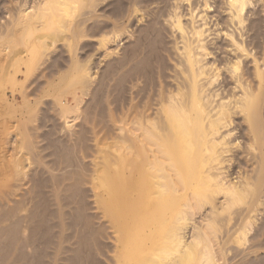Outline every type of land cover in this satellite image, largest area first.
Segmentation results:
<instances>
[{"label": "rangeland", "instance_id": "obj_1", "mask_svg": "<svg viewBox=\"0 0 264 264\" xmlns=\"http://www.w3.org/2000/svg\"><path fill=\"white\" fill-rule=\"evenodd\" d=\"M41 1L0 0V264H264V188L255 196L250 189L242 202L236 199L233 208L217 213L204 200L207 211L187 218L180 213L181 219L171 210L154 213L137 194L125 196L129 115L139 117L154 107L182 74V38L171 19L174 0H93L95 6L92 0H74L76 8L71 2L59 16L26 28L21 5L28 2L23 7L32 5V10ZM203 1L194 0L201 6L193 13L187 1L179 4L183 23H191ZM253 1L244 26L248 36L243 38L252 55L242 57L238 71L257 89L254 59L261 63L264 56V20L259 16L262 0ZM212 18L209 26L223 30L226 15L222 22L218 14ZM214 20L222 24L213 26ZM247 23L257 28L250 30ZM217 53L209 58H219L215 85L224 88L228 83L229 88V60L235 57L225 50ZM235 117L234 138L243 148H235L239 155L234 150L228 164L233 171L249 167L245 170L256 174L254 159L248 156L254 148L245 152L246 144L252 146L245 120ZM137 139L136 158H142ZM243 155L247 164L238 162ZM161 182L157 185L163 188L166 181ZM160 187L164 194L158 190L155 195L162 194L161 203L176 202L168 186L167 191ZM174 231L184 233L180 237L189 242L193 234L203 239L179 245ZM208 249L212 260H205Z\"/></svg>", "mask_w": 264, "mask_h": 264}, {"label": "bare ground", "instance_id": "obj_2", "mask_svg": "<svg viewBox=\"0 0 264 264\" xmlns=\"http://www.w3.org/2000/svg\"><path fill=\"white\" fill-rule=\"evenodd\" d=\"M73 1L74 0H42L40 3H38L37 6L33 4L32 8L34 9V11L33 9L31 10L29 8L32 5L25 6L26 8L23 7L24 4L26 5V3L28 2H23L24 4L20 2V4H22L21 7L24 9H21V12L24 13H22L24 18L22 21L26 22V24L24 23L25 27L28 26V29H32V27L34 28V26L38 22H42L40 20H45L46 18L48 19L52 16L55 18V14L59 16L58 13L61 14L60 12L62 10L64 11L66 9L67 11V8L71 6V2L73 3V5H75L74 8H76V1H74L75 3ZM90 1L91 0H89V2ZM184 1L188 2L190 7L189 10L192 13L193 11H195V9H198L200 5L199 4L197 6V3L194 2V0L172 1V3H175L174 9H172L173 15L171 13L172 25L174 28H176V30L180 32L182 38V45L178 47L181 58L178 69L181 70L182 74H180L181 76L177 83H174L173 86L171 85V88L169 86L167 91L166 88L163 90V92L166 91V93L164 92L163 95H159L160 97L162 96V98H157L158 102H156L154 107L151 106L152 108L145 110V112H143L141 115L139 114V117L130 116L131 114L129 115L127 121V123L130 124L127 129L129 133H127V136H129V139L126 138L128 140L126 144V174H128V182L125 186H123L124 193L127 198L132 199L133 197H136L137 194V196L142 197V204L147 209L152 210L153 212L159 211V214L162 213H160L161 210L175 211L176 215L179 213V219H181L180 213H185L187 218L189 214L197 213L198 211H202L205 208L207 211V207H205L207 205H204V203L206 204L204 200L208 201L207 203H211L209 204L210 208L208 207V209L212 213H217L224 210L226 211L229 208L231 209V204L233 205V202H235L234 200L236 199H238L239 202H242L243 198L242 200L240 198L243 197L246 193L248 194L249 191L251 192L252 190L253 192H251V194L255 196L254 193L261 192L264 188V119L262 117L263 99L261 98L262 95H264V56L261 63L259 62V60H257L258 58L254 59V72L259 79L257 89L246 82L247 79L244 73L240 74L238 71L240 63L243 60L242 57H249L252 55L250 52L252 50H250V48H247V41H244L248 36H246L247 31L245 33L244 30L248 26L246 25L245 28L244 26L247 19V10L252 4L253 0H224V4L222 6H220L219 0H202L203 3L201 4H203L204 7L201 8V11H198L197 16L192 15V20L190 19L191 23L188 25L183 23L182 21L183 10H181V12L179 11L180 5ZM261 2L262 13L258 15L264 20V0H262ZM35 4H37V2H35ZM90 5L95 6L96 4L95 2H93V4ZM212 9L214 10L213 13L216 14L213 16L212 14L206 15ZM137 10L138 12L140 11L138 8ZM217 14L221 22V19L224 18H221L222 14L226 15L227 17L225 18L227 20L224 19L226 22H222L227 24L223 25V30L221 29L220 31L218 30V28L212 29V26H209L211 22L209 18L213 20L212 17L217 16ZM196 17L199 18V21L197 22L195 19ZM56 20L58 19L56 18ZM19 22L21 23V21H18V23ZM214 22L215 20L212 23L213 26L216 24V26L222 24H219V21H216V23ZM256 22L258 23V21ZM254 23L247 24L249 25V28H257L254 26H250V24L254 25ZM21 24H23V22ZM256 25L257 24H255V26ZM224 27L226 28V30L224 29ZM40 28L37 27V29ZM249 28L246 30H249ZM249 32L250 31H248V34ZM112 34H114V32ZM244 37L245 39H243ZM225 38H228L227 44L223 42ZM252 39L254 40L253 35ZM215 40H217L216 44L218 46H210L212 48L210 49V43H213ZM219 41L221 42L219 43ZM249 42H251V40ZM219 50H225L226 53L228 52L227 54H232L230 56L234 55L235 57L234 62H232L233 60H229V62H231V65L228 66L230 69L227 67L231 71V77L233 78V86H230L229 88H227L228 83L227 85H224V88L222 85H215L216 81H218V78L215 75H218L219 72L217 73L215 71L217 74H214V63L217 62L219 58H217L218 56H216V59L214 57L215 60H213V62H211V59L209 60V58H213L214 55L212 56V54L216 55ZM221 53L222 52L217 53V55ZM229 64L230 63H228V65ZM218 65L220 66V64ZM226 88L229 90L227 92L228 94L225 93ZM229 92L231 95L229 94ZM224 94L226 95L224 96ZM235 115L243 116L242 119L245 120L244 123H246V129H248L249 131L248 134H250L249 137L251 138L248 139L252 141H249V145H251L252 143V146H246V144L245 148H254H249L252 150V152H249V154H247L248 156L250 155L249 158L251 157L252 159H254L253 163L257 168L256 169L254 167V169L256 170V174H251L249 170H245L249 167H243L244 169L242 168V170L240 169V171L237 172L233 171L236 168L231 170L232 166L230 167L231 164H228V162L231 163L230 161L233 160L230 154L233 153L234 150H236L235 148L237 147V150L240 146L243 148L242 145L237 144L239 142L237 141L238 138H234L236 128L233 127V123L235 121L234 119L236 118ZM238 125H240V123ZM134 136L136 137V139L138 137L137 146L140 155L142 156V158L140 156H137V158L142 159V161L138 164L135 163V160L137 162V152L134 149ZM244 136L246 137V135ZM248 148L245 149V152H247ZM256 151L257 153H255ZM238 152L236 155H239ZM247 154L245 153V155ZM244 157V155L243 157H237L239 164L242 163V161H246L247 164V160ZM234 159L237 160L236 158ZM164 177L165 179H161ZM158 179L160 180V183H163L161 182L163 180L166 181L165 185L166 187L168 186L169 189H171V192L169 193H173L174 197L176 198V202L171 204V201H169L170 204H168L167 202L161 203L159 201V197L164 194V191L160 190L158 187L161 186L160 188H164L163 190H165V185L162 188L163 185L159 183L160 186H158ZM151 190L153 192H151ZM146 191L147 194H144V192ZM157 191L159 193L162 192V194L158 196L155 195L158 193ZM141 192L142 194H140ZM166 193L167 192H165V194ZM153 195L157 196L158 198L154 197ZM219 195H223L222 198L225 199L224 201L226 203L224 201L221 203L217 201ZM244 198H246V195ZM135 201L136 200H134V202ZM137 204L134 205L135 208L136 206L139 207V204ZM257 204L260 205L259 202ZM251 209L252 207H249V210ZM254 210L255 209H253V211ZM154 213H152V215H155ZM178 229H176V231L179 232ZM176 231H174L173 235L175 234L177 236L178 234V239L175 235V239L177 240L172 237L171 239L173 241L175 240L179 242V245H182V243L187 241L188 244H192L191 241L196 243L195 241L199 242L201 239H203L202 236H200L202 234H193V238L192 240H190V243L187 238L186 240H184L183 232L182 235ZM181 235L183 237H180ZM168 238L169 240H171L170 237ZM208 251H206L208 253L204 252V254L206 253L205 260H210L212 258V254L209 249Z\"/></svg>", "mask_w": 264, "mask_h": 264}]
</instances>
